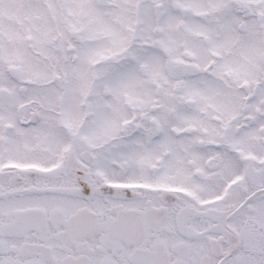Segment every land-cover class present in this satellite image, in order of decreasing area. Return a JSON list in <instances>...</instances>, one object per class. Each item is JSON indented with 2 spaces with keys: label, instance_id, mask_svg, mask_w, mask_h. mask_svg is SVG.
Listing matches in <instances>:
<instances>
[{
  "label": "snow or ice",
  "instance_id": "snow-or-ice-1",
  "mask_svg": "<svg viewBox=\"0 0 264 264\" xmlns=\"http://www.w3.org/2000/svg\"><path fill=\"white\" fill-rule=\"evenodd\" d=\"M0 264H264V0H0Z\"/></svg>",
  "mask_w": 264,
  "mask_h": 264
}]
</instances>
